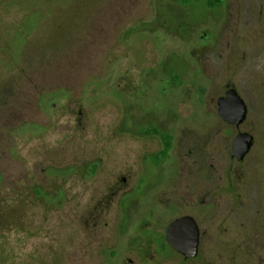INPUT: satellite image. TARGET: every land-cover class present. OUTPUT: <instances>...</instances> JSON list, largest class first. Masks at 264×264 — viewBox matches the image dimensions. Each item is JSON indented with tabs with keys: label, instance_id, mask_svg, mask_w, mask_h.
<instances>
[{
	"label": "rangeland",
	"instance_id": "rangeland-1",
	"mask_svg": "<svg viewBox=\"0 0 264 264\" xmlns=\"http://www.w3.org/2000/svg\"><path fill=\"white\" fill-rule=\"evenodd\" d=\"M208 2L0 0V264H124L130 239L139 257L160 241L142 220L187 211L199 256L157 264H264V0ZM226 84L239 130L217 112ZM148 128L174 137L158 168Z\"/></svg>",
	"mask_w": 264,
	"mask_h": 264
},
{
	"label": "water",
	"instance_id": "water-1",
	"mask_svg": "<svg viewBox=\"0 0 264 264\" xmlns=\"http://www.w3.org/2000/svg\"><path fill=\"white\" fill-rule=\"evenodd\" d=\"M217 106L218 115L226 123L240 127L247 118V104L235 87L228 88L225 95L218 98ZM253 142V135L240 131L233 140L231 156L239 161L244 160ZM199 237V226L195 218L189 215L177 218L167 228V240L186 258L198 256Z\"/></svg>",
	"mask_w": 264,
	"mask_h": 264
},
{
	"label": "flooded vegetation",
	"instance_id": "flooded-vegetation-1",
	"mask_svg": "<svg viewBox=\"0 0 264 264\" xmlns=\"http://www.w3.org/2000/svg\"><path fill=\"white\" fill-rule=\"evenodd\" d=\"M230 87H234V85H232V84H226V90L228 88H230ZM226 90H225V92H226ZM225 92H224V95H225ZM224 95H222V96H224ZM81 113L82 112L80 111V114ZM229 125L236 127V130H239V128L241 127V126L240 127H237V126L232 125V124H229ZM160 133H163V131H160L157 128H148L146 130V132H143V134H145L146 136L156 137L160 141V145H161L160 148L155 149L154 151H156V152L154 154H152V155L149 156V159H151L150 160V163L155 168L160 167L161 164H162V162L164 161V159L160 155V152L164 150V145H163V141H162V138L160 136ZM168 134L171 135V137H172V147H173L174 137H173L172 134H170V133H168ZM111 135H113L112 132H111ZM33 140H36V138L33 137ZM171 150H172V148L169 151H171ZM31 151H43V150H38L36 147H34ZM44 151H54V150L46 149ZM60 151H79V150H77V149H72V150L69 149V150H67V148H65V149H62ZM231 151H232V148H231ZM231 151L229 153L230 162L233 165L235 164V167L236 168H238L243 163V161L246 159L247 155L250 153L249 152L245 156L244 160L239 161L236 158H234V157L231 156ZM101 161H102V159H97V160L96 159H93L89 164H87V166H88L87 171H90V172L99 171V169H101V167H102ZM70 168H71L72 171L75 170L74 169L75 166H73V165L72 166L65 167L62 170H66V169H70ZM120 181L121 182H125L126 179L125 178H122V179H120ZM126 192H128V191H126ZM114 194H115V192L113 193V196H114ZM120 196H118V200H119ZM189 197H191V196H189ZM172 200L173 199H171V200H169L167 202H163V203H165L166 205L174 204V201H172ZM187 215L194 217V215H192V213H190L189 211L184 212V213L177 214V216H174L173 218H171L168 221V223L166 224V226H165V224L162 225V227L165 226V228H162V227H154V225L148 219L142 220V223L144 225H146V227H144V229L152 230L153 231V234H156V235H158L160 237V241L157 242L154 237L152 238V237L146 236V238H148L149 241H152L153 245L150 244V246H143V247H141L139 249V255H140V257H139L136 253H134V251L136 249L130 248V246H129V243L131 241V239H130L129 242L125 246L126 255H125V259H124V264H134L135 262H139L140 261L139 258H141V260L143 262L147 263V264H157V262L161 261L162 259H165V258L168 259L169 257H172V258L174 257L175 258V256L167 255L166 254V251H170V252H172V254L176 255L178 257V259H177L178 262L179 261H182V262H185V261L186 262H191L194 259H196L199 256L200 251H201V241H202V235H203V231H202V229H201V227H200V225H199V223H198V221L196 219L195 220H196V222H197V224L199 226V231H200V237H199V253H198V256L197 257H195V258H186L184 254H182L177 249H175L169 243V241L167 240V228H168L169 224L172 223L177 218H180V217H183V216H187ZM162 229H164V232L163 233L161 231ZM113 236H115V235L113 234ZM144 236L145 235H141V237H144ZM142 239L143 238H139L140 241ZM143 241H144V239H143ZM117 244H118V239L114 243V245L109 249V252H110V255L111 256H114V253H115L114 250H115V247L117 246ZM128 254H135L136 259H132V260L131 259H128L127 258ZM149 256H151V257L149 258ZM179 258H180V260H179Z\"/></svg>",
	"mask_w": 264,
	"mask_h": 264
},
{
	"label": "trees",
	"instance_id": "trees-1",
	"mask_svg": "<svg viewBox=\"0 0 264 264\" xmlns=\"http://www.w3.org/2000/svg\"><path fill=\"white\" fill-rule=\"evenodd\" d=\"M220 0H209L208 4L211 8H214L220 4ZM163 141L164 150L160 152L161 157L166 160L169 157L170 149L172 148V137L166 132L160 133Z\"/></svg>",
	"mask_w": 264,
	"mask_h": 264
}]
</instances>
